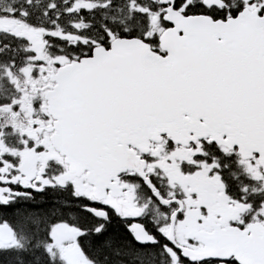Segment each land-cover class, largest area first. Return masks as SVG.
<instances>
[{"label":"snow or ice","instance_id":"1","mask_svg":"<svg viewBox=\"0 0 264 264\" xmlns=\"http://www.w3.org/2000/svg\"><path fill=\"white\" fill-rule=\"evenodd\" d=\"M0 264H264V0H0Z\"/></svg>","mask_w":264,"mask_h":264}]
</instances>
